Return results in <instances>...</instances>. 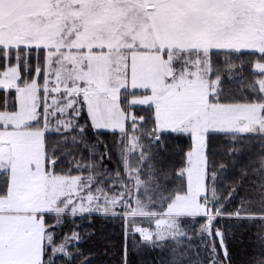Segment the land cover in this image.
<instances>
[{
  "label": "snow or ice",
  "instance_id": "6c2138e0",
  "mask_svg": "<svg viewBox=\"0 0 264 264\" xmlns=\"http://www.w3.org/2000/svg\"><path fill=\"white\" fill-rule=\"evenodd\" d=\"M20 45L47 50L44 67L36 68L38 75L43 72L45 76L44 124L32 127L41 117L37 79L21 86L18 67L0 73V88L16 91L15 110L0 111V174L5 175L0 186V264H45L49 248L53 255H69L64 244L53 246L51 228L55 225L46 223L45 214L55 213L59 223L69 208L73 214L89 211L80 195L86 188L87 202L95 201L97 211L108 212L123 203L128 209L126 220L154 219L155 231L134 229L145 241L183 236L179 229L182 217H206L202 230L211 235L210 226L223 208L215 207L214 187L211 201L206 195L200 200L208 190L206 134L213 130L264 135V79L252 85L256 98L251 102H214L221 78L211 82L206 78L211 72L210 50L250 49L264 59V0H0V46ZM254 67L264 74V63ZM129 81L133 89L150 92L132 103L154 105L157 130L171 129L192 137L186 166L178 173L186 177V191L169 196L166 209L159 213L146 211L151 197L146 205L139 192L131 207V199L125 200L130 189L112 198L98 189L100 195L94 196L92 175L85 182L82 176L57 175L50 170V164L54 168L57 161H49L47 153L49 118L78 117L86 106L94 129H120L127 135L129 117L120 108L119 96ZM131 119L133 135L121 155L128 179H134L139 189L145 182L140 180V168H133L128 157L139 148L143 165L148 156L140 137L134 135L136 117ZM61 128L74 129V120H57V132ZM261 205L264 209V200ZM241 211L242 207L234 215L239 218ZM245 218L264 219V215ZM215 235L223 247L224 234L217 230ZM258 239L259 257H253L250 264H264V236ZM212 264H216L214 258Z\"/></svg>",
  "mask_w": 264,
  "mask_h": 264
},
{
  "label": "trees",
  "instance_id": "16d2710c",
  "mask_svg": "<svg viewBox=\"0 0 264 264\" xmlns=\"http://www.w3.org/2000/svg\"><path fill=\"white\" fill-rule=\"evenodd\" d=\"M24 51L23 47L5 49L0 46V71L19 61L22 74L20 80L24 81L29 76L26 81L30 82L33 72H25L24 64L28 63L34 68L36 59L32 52L35 50H29L31 56L25 58V63L16 58V55L25 57ZM43 53L42 50L38 53L40 61ZM211 59L216 64L212 79L214 75L224 74L228 62H233L234 71L240 74L233 79L224 75L220 80L221 103H246L256 98L252 85L256 79L264 76L254 67L257 62L264 63L259 52L211 51ZM143 93L122 90L119 103L125 113L131 112L138 118H144L139 134L149 149L141 176L168 198L178 191H185L186 180L178 173L186 165V154L192 148V138L189 133L181 132H161L158 141L156 137L153 138V107L128 103L129 97ZM15 102V89H0V111H14ZM85 119L88 125L81 132V137L77 136L76 127L66 132L45 134L49 161H57L54 168L50 164V170H54L57 175L72 176L85 173L84 165H91L96 184L106 176L111 179V174L115 172L124 176L118 143L122 133L117 130L94 129L87 113ZM206 144L207 198L211 201L214 187L217 198L215 207L223 208V215L234 214L241 207L240 214H263L264 135L210 132ZM213 173L216 174L215 181L212 179ZM109 181H104L103 187H108ZM4 182L5 175L0 174V186ZM107 191L112 193L113 188ZM206 220L203 216L182 217L179 219V229L185 232L183 236L145 241L133 232H126L125 218L121 213H64L59 217V223L55 213H46V223L55 225L51 228L54 245L67 239L69 244L66 252L69 255H53L49 248L44 257L45 264H208L211 248L204 245L197 236ZM212 229H218L224 234L227 257L223 259L226 264H250L253 257H259L261 241L258 237L264 236V219L218 216L212 222ZM128 230L132 231L131 227ZM74 234L78 239L74 238ZM214 240L221 255V245L216 236ZM206 241L210 243L211 240Z\"/></svg>",
  "mask_w": 264,
  "mask_h": 264
},
{
  "label": "rangeland",
  "instance_id": "374dc122",
  "mask_svg": "<svg viewBox=\"0 0 264 264\" xmlns=\"http://www.w3.org/2000/svg\"><path fill=\"white\" fill-rule=\"evenodd\" d=\"M1 47H3V46H1ZM20 47H23L25 49V51H24L25 57L20 56V55H16V58L18 60H21L23 63H25V58H27L28 55L31 56L30 53H29V50L30 49H34L35 50V52H32V53H34L33 56L36 59L35 60L36 64L34 65V68L29 66L28 63L24 64V65H25V72H29V73L33 72L32 80L33 79H37L39 85L41 86L40 92H39L40 104H41V106L39 108V112L41 113L40 122H39V124L33 122L32 123V127L33 128L43 127V124H44L43 113H44V104H45L43 85H44V82H45V76H44L43 72H41L38 75L37 72H36V68H37V66H40L41 68L44 67L45 56L47 55V50L44 49L42 46H41V48L37 49L34 45L29 47V48H26L24 45H20L19 47H10V48L18 49ZM40 50H42L44 52L42 61H40L38 59V53L40 52ZM246 50L254 51V50H250V49H242L240 51H246ZM211 51H229V50L212 49V50H210V59H211ZM227 64H228V66L225 69L224 74L214 75L215 78L212 79L213 78V77H211L212 76V72L213 73L215 72L216 64L213 63L212 59H211V72L206 77L209 80V82L215 81L217 79V77H220L222 79V77L224 75H226V77H229L231 79H233L234 77H239L240 76V74L237 71H234L235 65H234L233 62H228ZM20 65H21V63L18 61L13 66H16V67L19 68L20 77H21L22 74H21V70H20ZM13 66H7V68L13 67ZM5 70H3V71H5ZM3 71H0V73H2ZM27 77H29V76H26L24 81L19 80V84L21 86H23L24 82L27 80ZM51 79H54V77H51ZM260 79H262V78L259 77L258 79H256V81H259ZM0 89H3V88H0ZM6 90H8V89H6ZM122 90H128L129 92H131V91H134L135 89H133L131 87V83L129 81V86L127 88L121 89V91ZM136 91L144 92V93L141 94V95L129 97V99H128L129 102L128 103L130 105H135V106H152L153 109H154V114H155L154 105L138 104V103L137 104H133L132 103V101L134 99H139V98H141V97H143L145 95H150V92H146L144 89H136ZM120 98H121V92H120V96H119V101H120ZM212 100L214 102L221 103L220 102V100H221V97H220V84L217 86V95L213 96ZM47 103L48 104L52 103L51 97L48 98ZM221 104H230V103H221ZM120 108H121V105H120ZM86 113H87V108L85 106L83 108V110L80 112V115L78 117H75L74 115L69 116L68 114H65L63 117H60L59 115H57L55 118L50 117L49 118L50 119V126H49V129L47 130L46 133H48V132H57V130H56L57 120H59V119H65V120L73 119L74 120V128L75 127L77 128V133L76 134H77V136L81 137L82 135H81L80 129L83 128L85 130V128L88 125V124H86V119H85ZM126 114L129 117L125 121V129H126L127 135H124L120 131V129H112V128H100L99 129V130H117V131L122 133L121 139L118 140V143H119V146H120L119 147V155H120V158H121V163H122V165L124 167L123 168V171H124L123 175L124 176H121L120 174L117 175L118 174L117 172H115L113 174L110 173L111 174V179H109V177L106 176L105 178H103L102 182H100L99 184H96V182H95L96 176L92 172V169H89V168L85 169L86 170L85 173H80V174L72 175V176H82V177L85 178V182H87V177L89 175H92L94 177V180L92 182L90 191H91V193L94 196L100 195V192H98V189L102 190L103 193L106 194L109 198H112V197H114V196H116V195H118L120 193H128L129 189H130L131 190L130 197L126 195L125 196V200L128 201L129 199H131V201H132L131 207H135L134 201L137 198V192H139V199L146 205L149 204V197H151V204L146 208V211L157 212V213L163 212L166 209V207H167V203L170 202V201L169 200L166 201L167 197H166L165 194L162 193L161 190L157 189L155 186L151 185L150 183L148 184L145 180H143V178L141 176L142 165L139 163V158H140V149L139 148H137L135 150L134 154L130 155L128 157V159L130 160L131 166L133 168H140V180L145 182V184L143 186H141L139 189H137L135 180L134 179L133 180H129L128 179V175H127V172L125 171V166H124V157L121 155V151H122V149H124L127 146L129 136L133 135V131H132V123H133V121H132L131 117L134 116V115L131 112L130 113H126ZM87 115H88V113H87ZM89 120H90V118H89ZM141 122H142V120L140 118L136 117V132L134 133V135L138 136V137H140L139 131H141V125H140ZM66 131H68V130H65V129L61 128L59 132H66ZM161 132H173V131H171V129L157 130L156 129V125H155L154 131L152 132V134H153L152 137L153 138L157 137ZM210 132H217V131L210 130L206 134V142H207V135ZM240 134L247 135V134H257V133H240ZM144 142L145 141L143 140V138L140 137V145L143 146V151L145 152L146 155H148L147 150L149 149L148 148L149 145L145 146ZM65 176H70V175H65ZM184 178L186 180V177H184ZM108 180H110L109 184H108V187H106V186L103 187V182L104 181L108 182ZM110 188H113V192L112 193L107 191ZM186 188H187V181L185 183V191H186ZM146 189H147V191H146ZM88 194H89V190L86 188L80 195L85 198V200H84L85 206L86 207H90V210L87 211V212H82V213L81 212H77L76 214H83V213L115 214V213H121V214H123V216L125 218V214L128 211V209L125 208L123 203L117 205L114 208H111L108 212H104L102 209L100 211H97L96 210V202L95 201H93V203L91 205L88 204L87 199H86ZM206 194L204 192L201 193V197H200L201 202L204 201ZM262 194H263V199H264V192ZM174 195H172V196H174ZM80 202H81L80 199L76 198V204L79 205ZM103 203H104V197L100 196V204L103 205ZM65 213H67L69 215H75V214H73L71 212L70 208L68 210H66ZM261 215H264V213L263 214H259V215H256V214H240V217H252V216L259 217ZM220 216H235V215L234 214H228V215L221 214ZM206 224H207V220H206V223L204 225H206ZM125 225H126V230H127L126 232H133V233L137 234L139 237H141V235L138 232L134 231L135 228H144V229H148L150 231H155V220L151 219V218H149L147 216H137L135 218L128 217L127 220L125 219ZM204 225H202V226H204ZM202 226L199 229V231L197 232V236L202 240L201 242H203L204 245H208L211 248V252L209 253L210 260H209L208 264H212L213 258L215 259L216 264H226L225 260L223 259V257H225V250H226L224 241H223V247L221 246V251H220L221 255H219L216 247H215V251L213 252V246H215L214 236H216L215 233H216V231L218 229L213 230L212 229V224H211V226H210L211 235H209L208 231L202 230ZM130 227H131L132 231L128 230V228H130ZM182 233H185V232L182 231ZM169 238H171V237H169ZM216 238H217V241L220 243V237L216 236ZM66 240L67 239H64L63 241L59 242L57 245H54V247H58L61 244H64L65 247H66V251H67V246H68L69 242H68V240L67 241ZM206 240H211V241H210V243H208ZM220 245H221V243H220ZM56 254H62V253H56ZM201 264H203V263H201Z\"/></svg>",
  "mask_w": 264,
  "mask_h": 264
},
{
  "label": "built area",
  "instance_id": "2783aa9c",
  "mask_svg": "<svg viewBox=\"0 0 264 264\" xmlns=\"http://www.w3.org/2000/svg\"><path fill=\"white\" fill-rule=\"evenodd\" d=\"M262 79H264V76H263V78Z\"/></svg>",
  "mask_w": 264,
  "mask_h": 264
},
{
  "label": "crops",
  "instance_id": "0c3cea01",
  "mask_svg": "<svg viewBox=\"0 0 264 264\" xmlns=\"http://www.w3.org/2000/svg\"><path fill=\"white\" fill-rule=\"evenodd\" d=\"M136 90V89H135Z\"/></svg>",
  "mask_w": 264,
  "mask_h": 264
}]
</instances>
